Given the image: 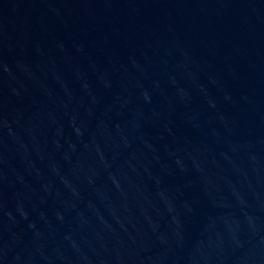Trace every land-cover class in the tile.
Wrapping results in <instances>:
<instances>
[{
	"label": "water",
	"instance_id": "95a60500",
	"mask_svg": "<svg viewBox=\"0 0 264 264\" xmlns=\"http://www.w3.org/2000/svg\"><path fill=\"white\" fill-rule=\"evenodd\" d=\"M0 264H264V0H0Z\"/></svg>",
	"mask_w": 264,
	"mask_h": 264
}]
</instances>
